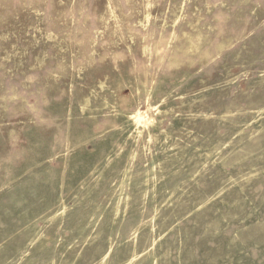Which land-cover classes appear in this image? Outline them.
Segmentation results:
<instances>
[{"label": "rangeland", "instance_id": "obj_1", "mask_svg": "<svg viewBox=\"0 0 264 264\" xmlns=\"http://www.w3.org/2000/svg\"><path fill=\"white\" fill-rule=\"evenodd\" d=\"M0 264H264V0H0Z\"/></svg>", "mask_w": 264, "mask_h": 264}, {"label": "bare ground", "instance_id": "obj_2", "mask_svg": "<svg viewBox=\"0 0 264 264\" xmlns=\"http://www.w3.org/2000/svg\"><path fill=\"white\" fill-rule=\"evenodd\" d=\"M135 117L137 118L138 122H146V120H144L143 116H141L140 114L136 115Z\"/></svg>", "mask_w": 264, "mask_h": 264}]
</instances>
